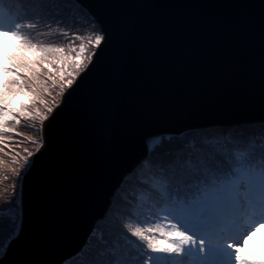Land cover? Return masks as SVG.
Here are the masks:
<instances>
[{
	"label": "snow or ice",
	"instance_id": "6c2138e0",
	"mask_svg": "<svg viewBox=\"0 0 264 264\" xmlns=\"http://www.w3.org/2000/svg\"><path fill=\"white\" fill-rule=\"evenodd\" d=\"M69 31L66 46L41 39ZM225 103L264 114V0H0V176L16 180L0 207L17 208L0 219V264H57L90 215L88 264H264V115L259 135L148 131ZM36 117L46 139L18 168L12 137ZM141 136L158 151L123 166ZM34 169L39 226L26 232L17 196Z\"/></svg>",
	"mask_w": 264,
	"mask_h": 264
},
{
	"label": "water",
	"instance_id": "95a60500",
	"mask_svg": "<svg viewBox=\"0 0 264 264\" xmlns=\"http://www.w3.org/2000/svg\"><path fill=\"white\" fill-rule=\"evenodd\" d=\"M91 0H86L90 3ZM171 3H228L231 0H164ZM77 97H73V102ZM262 114L258 106H247L239 104H219L211 107L207 111L198 113H185L171 115L160 127L149 129V132L155 133H179L185 129H204L212 126L231 127L233 125H252L251 122L259 121ZM48 121H44L42 126L43 141L46 139ZM152 139H145L143 136L137 138L135 146L124 161L125 167L131 166L139 157L149 155ZM43 151V149L41 150ZM35 159V157H33ZM39 169H34L29 173L24 181L22 191V201L24 208V229L25 231L34 230L39 226L33 192ZM94 212L99 209L93 210ZM99 222V221H98ZM96 222V224L98 223ZM95 224V226H96ZM92 224L91 215L88 220L82 222L69 232L65 240L61 243L57 251V264H60L62 258L63 264L77 256L86 246L90 238Z\"/></svg>",
	"mask_w": 264,
	"mask_h": 264
},
{
	"label": "trees",
	"instance_id": "16d2710c",
	"mask_svg": "<svg viewBox=\"0 0 264 264\" xmlns=\"http://www.w3.org/2000/svg\"><path fill=\"white\" fill-rule=\"evenodd\" d=\"M71 17L74 18L77 22H81L83 20V17L81 16V14L79 12H72ZM87 35V33H85ZM75 38V33H73L72 31L68 32V36L67 37H58V36H45V37H41V39L46 40V41H53L59 44V46H66L68 45L67 41L71 39L70 43H72V41ZM56 99H59V97H56ZM47 100L49 102V104L52 103L53 101V97L52 96H48ZM41 121L39 120L38 117L36 118H24L21 122L20 125L16 126L17 130L23 134V135H29L32 137V140L36 139L39 140L41 139ZM247 126V125H246ZM250 130H254V132L259 135L260 134V126L256 125V126H249L248 127ZM253 132V131H252ZM248 134H250V132H248ZM13 140V145L15 147L16 142L19 141L18 138L16 137H12ZM36 148V147H35ZM159 149V145L155 142L151 147H150V152L149 155L152 152L158 151ZM35 149L31 152H34ZM10 164V163H9ZM18 168L23 167V160L19 159V164L17 165ZM4 185L7 186L10 189V185L12 183H15L16 180L15 178H13L12 180H8L5 179ZM136 177L133 176H129L128 177V184L129 185H133L135 183ZM95 237L99 238L102 234L106 233L107 231V225L104 221H99L96 226H95ZM0 242H4V236L2 234H0ZM126 243V242H125ZM96 240L90 236V238L87 241L86 246L83 248L82 252L80 254H78L76 257L72 258L71 260H69L67 263L65 264H88L89 262V258L90 256H92L93 254H95L96 251ZM129 247H131V245H129Z\"/></svg>",
	"mask_w": 264,
	"mask_h": 264
},
{
	"label": "rangeland",
	"instance_id": "374dc122",
	"mask_svg": "<svg viewBox=\"0 0 264 264\" xmlns=\"http://www.w3.org/2000/svg\"><path fill=\"white\" fill-rule=\"evenodd\" d=\"M70 41H71V39L68 40L67 43L70 44ZM78 43L79 42H77V44ZM256 125H259V124H255L254 126H256ZM42 126H43V124H41V127H40V130H41V134H40L41 139H40V141L39 140H36V139L32 140V137L31 136H29V135H23L22 134L21 137L18 138L19 141L16 142V144L18 145V147H17V145H15V147L12 146V149L11 150L13 152H18V159L24 160V157L27 155V152H31V151H33L35 149V147L37 146V143H34V142H43ZM243 126H246V125H243ZM249 126H253V125H247V128ZM252 131H254V130H250L248 128V132H250V134L252 133ZM154 143H155V141L152 140V145ZM25 150H27V151H25ZM0 157H3V159H5L6 161H8L9 163L11 162V157H9L8 155H6L5 153H0ZM33 157H30V159H33ZM133 177H135V176H133ZM3 178H4L3 176H0V188L7 187V186L4 185L5 180ZM17 192L18 193L20 192L19 185L17 186ZM10 196H11V191H9L8 198H10ZM6 200H7V198H5L4 200H0V205L6 204ZM21 200H22V195H18L17 196V205H19V203H20ZM16 211H17V208H14L11 205H8V206H5V207H0V219L11 217V216H13L15 214Z\"/></svg>",
	"mask_w": 264,
	"mask_h": 264
}]
</instances>
